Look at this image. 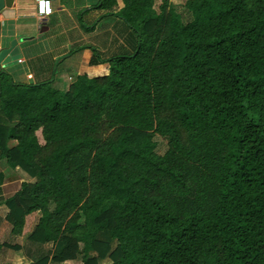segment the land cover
I'll list each match as a JSON object with an SVG mask.
<instances>
[{
  "label": "trees",
  "instance_id": "16d2710c",
  "mask_svg": "<svg viewBox=\"0 0 264 264\" xmlns=\"http://www.w3.org/2000/svg\"><path fill=\"white\" fill-rule=\"evenodd\" d=\"M100 1L126 43L107 75L0 73V186L34 178L3 200L10 238L39 214L21 264H264V0H185L186 22Z\"/></svg>",
  "mask_w": 264,
  "mask_h": 264
},
{
  "label": "crops",
  "instance_id": "0c3cea01",
  "mask_svg": "<svg viewBox=\"0 0 264 264\" xmlns=\"http://www.w3.org/2000/svg\"><path fill=\"white\" fill-rule=\"evenodd\" d=\"M5 1L0 12V53L7 52L0 57V73L9 74L15 83L51 79L56 89L66 91L77 75H107L105 59L114 52L107 53V46L115 41V46H126L124 36L116 35V26L123 31V23L114 16L115 7L99 9L100 0H51L53 12L45 19L37 16L35 0ZM116 1L121 8L122 1ZM13 41L19 51L16 57ZM19 64L24 67L16 70ZM27 74L32 79H26ZM5 185L0 186V196Z\"/></svg>",
  "mask_w": 264,
  "mask_h": 264
},
{
  "label": "rangeland",
  "instance_id": "374dc122",
  "mask_svg": "<svg viewBox=\"0 0 264 264\" xmlns=\"http://www.w3.org/2000/svg\"><path fill=\"white\" fill-rule=\"evenodd\" d=\"M163 1L164 0H154L155 9H158V7ZM168 1L174 7L175 11L181 15L182 20L184 22L189 20V13L187 12L184 6L185 0H168ZM115 45H116V41L113 42V44L112 43L109 44L106 48V52L109 53L112 50L118 53L123 52L121 48ZM112 54H115V53H112ZM23 67L24 65L19 64L16 66V70H20ZM36 69H38V67H36ZM71 81H69L68 83H70ZM61 90L64 91L63 89ZM36 137H37L38 142L40 144H43V139H42L40 130L36 132ZM154 140L156 142V149H155L156 153L163 154L167 148V140L159 135H155ZM8 146L12 147L13 143L9 142ZM22 182L33 183L34 178L29 176L26 172L22 171L18 167H16L13 170H10L5 180L6 185L3 186V193L0 196V242L1 243L9 242L11 245H19L20 247H22L21 250H15V249H9V248L3 249L0 252V255L3 254V256H0L1 264H4L6 260H8L10 264H21L22 262L27 260V258H29L28 256L30 255V252L34 249L31 247L30 252H27V249H30V247L28 246L26 237L33 230L35 224L37 223V220L39 217L38 213H32L25 218V223L22 229V234L14 238L13 237L10 238L9 236L10 227L8 223L3 219L5 214L7 213L3 205V200L6 199L8 196L12 195L14 191L18 189V187L20 186ZM50 247H51L50 244H46L45 246H43V250L46 251L50 249ZM62 264H81V262L71 260V261H66Z\"/></svg>",
  "mask_w": 264,
  "mask_h": 264
},
{
  "label": "built area",
  "instance_id": "2783aa9c",
  "mask_svg": "<svg viewBox=\"0 0 264 264\" xmlns=\"http://www.w3.org/2000/svg\"><path fill=\"white\" fill-rule=\"evenodd\" d=\"M45 5H47V7H45ZM35 10L40 19L49 17L53 12L51 0H35ZM26 79H32V75L27 74Z\"/></svg>",
  "mask_w": 264,
  "mask_h": 264
},
{
  "label": "water",
  "instance_id": "95a60500",
  "mask_svg": "<svg viewBox=\"0 0 264 264\" xmlns=\"http://www.w3.org/2000/svg\"><path fill=\"white\" fill-rule=\"evenodd\" d=\"M6 2L7 1H5V0H0V12L5 7ZM12 44L15 46V44H16L15 41H13ZM6 52L7 51H1L0 57L3 56ZM13 53L15 54V57L18 56V54H19L18 48L16 46L14 47Z\"/></svg>",
  "mask_w": 264,
  "mask_h": 264
},
{
  "label": "clouds",
  "instance_id": "9594fccd",
  "mask_svg": "<svg viewBox=\"0 0 264 264\" xmlns=\"http://www.w3.org/2000/svg\"><path fill=\"white\" fill-rule=\"evenodd\" d=\"M45 7H47V5H45Z\"/></svg>",
  "mask_w": 264,
  "mask_h": 264
}]
</instances>
